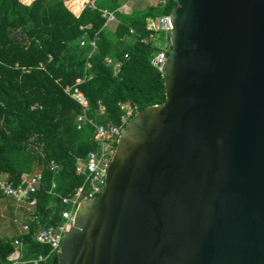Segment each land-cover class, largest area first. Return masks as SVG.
Instances as JSON below:
<instances>
[{"label": "water", "instance_id": "1", "mask_svg": "<svg viewBox=\"0 0 264 264\" xmlns=\"http://www.w3.org/2000/svg\"><path fill=\"white\" fill-rule=\"evenodd\" d=\"M176 2L166 100L123 125L58 264H264V0Z\"/></svg>", "mask_w": 264, "mask_h": 264}, {"label": "trees", "instance_id": "2", "mask_svg": "<svg viewBox=\"0 0 264 264\" xmlns=\"http://www.w3.org/2000/svg\"><path fill=\"white\" fill-rule=\"evenodd\" d=\"M120 4V0H94V6L90 0H0V179L18 184L25 173L43 174L38 204L23 221L30 229L0 236V264L10 261L16 238L23 242L22 259L42 254L45 259L37 264H58V253L39 242L35 233L41 226L60 223L61 197L73 195L86 183L85 175L77 172L78 160L100 148L93 125L87 122L78 128L81 107L68 86L82 78L89 114L121 126L126 122L120 103L138 112L166 100L162 71L152 62L165 44L152 37L160 34L152 21L171 12L177 2L158 1L130 13L119 10ZM104 10L116 14L111 32ZM83 38H95L96 48L81 45ZM99 101L106 108L102 116L97 115ZM51 161L59 164L56 170L50 168ZM0 197L7 196L0 191Z\"/></svg>", "mask_w": 264, "mask_h": 264}, {"label": "built area", "instance_id": "3", "mask_svg": "<svg viewBox=\"0 0 264 264\" xmlns=\"http://www.w3.org/2000/svg\"><path fill=\"white\" fill-rule=\"evenodd\" d=\"M164 1V0H159ZM90 6H94V2L90 1ZM103 15L107 18V21L116 20V14L114 11L104 10ZM152 27L167 36L165 46L159 50L153 57V64L161 69L162 65L167 59L169 51L171 50V30L173 28L170 12L160 15L153 19ZM133 32V29H131ZM153 37V35H152ZM146 40V39H144ZM81 45L90 44L93 50L96 48V39L87 40L81 39ZM108 63H113L111 57H107ZM82 78H77L75 84L68 86L67 91L69 95L80 105L81 110L77 114L76 121L78 128H82L85 123H89L94 126V138L99 143V150H91L85 158H80L77 163V172L85 175L86 183L76 187L73 195L62 196V209H61V222L59 224H49L41 226L35 233V238L41 242L50 245L52 251L59 253L62 245V240L71 225L73 224L74 214L79 205V202L84 198L94 197L102 192L105 184L106 172L108 165L114 154L121 129L123 125H118L113 122L102 123L99 122L94 116L89 114L90 104L89 99L86 96L83 89L80 87ZM124 114L122 116L125 122L136 113V108L125 102L120 103ZM106 112L105 105L99 101V108L97 115L102 116ZM59 164L55 161L50 162V168L56 170ZM43 180V174L41 171L23 175L21 181L18 184L9 181L7 178L0 179V191L3 195L13 198L19 202L27 203L28 206L34 207L38 204L39 198L36 195ZM90 184L87 189V184ZM53 183V187H55ZM33 218L37 219L38 214L35 212ZM30 225L25 223L23 231H28ZM15 250L9 256V262L6 264H37L41 260L45 259V256L40 254L37 257L22 259V246L23 242L16 238L14 240Z\"/></svg>", "mask_w": 264, "mask_h": 264}, {"label": "rangeland", "instance_id": "4", "mask_svg": "<svg viewBox=\"0 0 264 264\" xmlns=\"http://www.w3.org/2000/svg\"><path fill=\"white\" fill-rule=\"evenodd\" d=\"M130 6L134 8H143L148 5L147 0H124ZM117 21H112L107 26L108 30L111 32L114 30ZM167 40V36L164 33H160L155 37V41L157 43L165 44ZM9 197H5V200L0 199V235L10 236L11 234L18 231L19 223H23L25 218L29 216V212L32 211L30 206L13 204L9 201ZM9 204V205H8ZM19 206H21L19 209ZM28 206V207H27ZM12 209V210H10ZM21 226V224H20ZM20 230V229H19Z\"/></svg>", "mask_w": 264, "mask_h": 264}, {"label": "crops", "instance_id": "5", "mask_svg": "<svg viewBox=\"0 0 264 264\" xmlns=\"http://www.w3.org/2000/svg\"><path fill=\"white\" fill-rule=\"evenodd\" d=\"M90 1H93L94 2V0H90ZM159 0H147V2H148V5H150V4H156L157 2H158ZM120 2H121V4H120V7H119V10H121V11H123V12H125V13H130L133 9H134V7H132V6H130V4H128L126 1H124V0H120ZM114 21H117V19L116 20H114ZM112 21H107V18H106V23H105V26L107 27L108 25H109V23H111ZM153 38H155V36H153ZM83 39H86V38H83ZM27 174H30V173H25L24 175H27ZM0 199H3V201L5 200V197L4 198H2V197H0ZM6 201V200H5ZM9 201L10 202H12L13 204H19V205H24V206H26L27 205V203H24V202H19V201H17V200H15V199H13V198H11V199H9ZM21 206H19V209H21L20 207ZM28 207V206H27ZM29 208H31V207H29ZM61 212V211H60ZM60 222H61V220H60ZM20 224H21V226H20ZM24 222L23 223H19V226H18V231H23V226H24ZM20 229V230H19ZM0 236H2V235H0Z\"/></svg>", "mask_w": 264, "mask_h": 264}]
</instances>
